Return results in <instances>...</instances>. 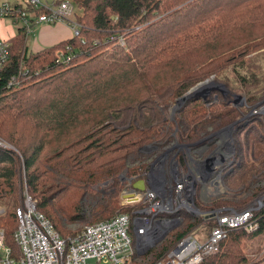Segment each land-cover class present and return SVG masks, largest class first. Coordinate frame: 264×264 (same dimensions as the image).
I'll use <instances>...</instances> for the list:
<instances>
[{
    "label": "trees",
    "instance_id": "1",
    "mask_svg": "<svg viewBox=\"0 0 264 264\" xmlns=\"http://www.w3.org/2000/svg\"><path fill=\"white\" fill-rule=\"evenodd\" d=\"M71 1L82 11L76 18L79 35L34 53L28 51L27 35L19 29L10 39V59L0 69V137L16 149L0 148V198L9 199L0 227L16 256L20 247L14 238L18 226L14 206L23 189L20 179L24 181L20 164L38 210L68 238L77 230H67L64 221L71 224L83 218L84 199L97 184L113 180L105 203L94 208L92 223L120 211L134 214L142 207L122 205L126 181L120 174L125 170L128 177H142L146 164L128 166L129 160L143 147L169 137L164 109L211 77L238 92L241 89H233L225 79L227 72L234 73L238 83H252L250 90L261 82L252 72L263 70L253 62L264 56V0ZM66 45L73 46L76 57L69 65L58 64L57 52ZM245 67L251 73L243 74ZM13 77L16 81L11 82ZM219 97L193 99L180 109L174 120L185 125L180 142L201 140L207 124L221 126L242 117V108ZM257 99V94L247 96L249 104ZM260 116L238 123L237 132L244 133L252 157L240 152V165L226 170L228 187L245 185L260 173L259 166L264 168ZM252 136L256 143L250 145ZM177 158L184 163L182 153ZM196 205L208 211L240 208L242 201L197 199ZM168 216L184 217L183 225L167 235L157 259L199 226L209 230L214 224L205 217L192 220L184 210ZM254 220L257 229L229 231L220 250L200 264H252L243 240L264 231V205L255 209Z\"/></svg>",
    "mask_w": 264,
    "mask_h": 264
},
{
    "label": "built area",
    "instance_id": "2",
    "mask_svg": "<svg viewBox=\"0 0 264 264\" xmlns=\"http://www.w3.org/2000/svg\"><path fill=\"white\" fill-rule=\"evenodd\" d=\"M74 10L71 0L59 3L45 0H0V19L8 18L21 23L19 29L24 30L26 35L31 34L36 25L57 23L68 24L74 36L79 35L81 25L77 19H71ZM119 41L125 43L123 38ZM10 56V40L0 37V69L9 61ZM74 57L76 51L73 46L66 45L65 49L57 52L56 63L69 65ZM14 81L15 77L11 82ZM193 144H175L169 148L166 145L151 144L146 148V159L137 163L146 164L141 178H147L149 185H146L145 190L137 192V201L122 199L125 205L141 203L142 207L134 214L119 212L110 219L87 223L68 238H64L51 220L38 210L37 200L26 190L21 204L15 209L18 226L14 238L20 253L17 256L13 254L11 247L6 244L5 230L0 227V264H88L89 260H94L96 264H131L142 258H147L145 263H149L152 259L149 255L162 244L174 223L184 220L182 216L168 215L183 210L191 214L203 213L200 217L212 219L214 224L209 230L204 225L199 226L149 264H200L206 257L220 250L221 242L229 231L238 228L249 231L257 229L254 211L264 205L263 197L244 208L222 207L207 211L197 207V199L204 202L197 195L199 191L207 193L214 186L218 189L217 185L222 181L226 188L229 187L224 182L222 169L212 165V170H208L205 159L194 163L197 171L191 173L193 153L198 151ZM176 146L179 150L171 153ZM222 147L220 144L218 148L220 155L225 151ZM161 149L165 151L161 152ZM179 152H185L188 170L177 159ZM122 179L126 181V186L121 196L132 189L133 182L140 178L125 175ZM201 228L204 230L199 231ZM132 229L134 235L130 234Z\"/></svg>",
    "mask_w": 264,
    "mask_h": 264
},
{
    "label": "rangeland",
    "instance_id": "3",
    "mask_svg": "<svg viewBox=\"0 0 264 264\" xmlns=\"http://www.w3.org/2000/svg\"><path fill=\"white\" fill-rule=\"evenodd\" d=\"M47 2L53 3L56 0H45ZM75 10L73 15L71 16L72 20H75L77 18V15L81 14L82 11L78 7L76 3H74ZM39 25H36L33 27V32L30 34H27V47L29 52H34V49L32 47V42L33 39L36 37V30L38 29ZM22 27L21 23H16L13 22L12 20L8 18H3L2 21L0 22V37L2 39H9L12 36H14L19 28ZM74 34V33H73ZM264 50V49H263ZM262 50V51H263ZM257 53V52H256ZM257 55V54H256ZM258 68L262 66L263 70L254 68L252 73L256 74V79L258 80L256 85L253 86V88L247 89L248 86H251L252 83H246L244 84L242 81L241 83H238L236 80V75L234 73H226L225 79L231 84L230 86L234 88H240L238 92L231 91L226 87L225 83H222L218 80L215 79V77H212L215 84L213 83L212 85L208 86V88L204 91H200L195 95V99H204L207 100L213 96V98L217 99L223 98L226 101H231L233 102L238 108H242L243 115L242 117L233 123H224L223 125L220 126L219 122L214 124H207L205 126V130L202 131V135H204L203 138H201V141L198 145L195 146V148L198 151H201L203 155V159L206 160V158H210L209 162L210 165L212 164L214 167L218 166L219 169H222V172L225 175L229 173V171L226 173L227 169H232L233 166H238L241 163V157H238L240 152L248 154L250 157H252V151H250V148L248 147L246 143V138L244 133L240 134L237 132V126L239 121H243L244 119H248L251 116H256L257 114L261 115L260 117L262 120H264V97L260 98L261 94H264V56H259L254 62H253ZM246 70V71H245ZM249 71L246 67L245 69L242 68V73ZM250 72V71H249ZM251 73V72H250ZM244 74V73H243ZM254 74H246V77L253 78ZM255 77V76H254ZM248 83V84H247ZM223 85V87L221 86ZM208 90V91H207ZM260 94H259V92ZM208 92V93H207ZM217 92L216 94H214ZM207 93V94H206ZM249 93L255 95H258V99L255 102H252L249 104V101H247V96H249ZM206 95V96H205ZM192 100V99H190ZM189 100V101H190ZM188 101V102H189ZM248 102V103H247ZM184 106V105H182ZM182 106H178L177 103H172L169 107L164 109V114L165 118L167 119V124L165 127L167 129L171 130V133L169 137L166 138H161L159 139V143L161 146H165L167 148L178 144L180 141V137H182V131L184 130V126L179 122H175V119H179V112ZM244 109V110H243ZM248 109V110H246ZM247 121L245 122V124ZM231 127V139L226 136V130L228 127ZM255 127V125H252ZM219 128V129H214ZM262 132H264V129H262ZM256 138L252 136L251 138V144L256 143L255 142ZM231 141V146H232V151H223L222 155H220L219 151V146L220 144L226 145V143ZM177 142V143H176ZM157 143V144H159ZM256 145V144H255ZM0 148L2 149H10V150H16L12 145L7 143L5 140H3L0 137ZM224 148V147H222ZM151 150V149H149ZM179 150V147L176 146L171 153H175L176 151ZM182 149H180L181 151ZM146 151V149L144 150ZM161 152H164L165 149H161ZM222 152V151H221ZM148 155V154H147ZM145 154H138L130 157L129 164H137L138 162L143 161L146 159ZM245 155V154H244ZM21 156V155H20ZM243 156V155H242ZM216 157L218 159H216ZM251 160V159H249ZM230 167V168H229ZM232 167V168H231ZM262 170V173H261ZM20 171L22 172V178L24 181L20 179V185L23 187L21 193L19 194V202L16 206H14V210L16 209L17 206H19L23 200V194L27 190V185H26V171L24 169L23 163L22 165L20 164ZM259 171L260 173L256 176H254L248 183L245 185H240V186H229V188H226L224 185L223 181L217 185L218 189L214 186L212 191L210 192H205L201 193L199 191L197 195L206 203H212L213 201L217 199H228V200H234L237 202L242 201V208L247 207L248 204L256 201L259 197H263L264 201V188L259 192V187L264 186V168H260L259 166ZM125 170L120 174V177L125 176ZM223 176V175H222ZM113 184V180H107L103 183L97 184L92 188V192L88 193L87 196L84 199V210H83V218L79 221H76L74 223L68 224L66 221H64V224L67 226V230L71 231H78L82 226H84L87 223H90L94 219V208L98 206L99 204L105 203V195L109 196V190L111 189ZM123 191V189H122ZM121 191V193H122ZM5 194V193H4ZM196 195V196H197ZM250 198V200H248ZM248 200V201H247ZM9 199L4 196V198H0V215L6 212L9 208ZM122 205H125L122 203ZM127 205V204H126ZM120 212H125V211H120ZM203 213L199 214H191L190 212H186V216L189 218L195 219L200 216H202ZM183 225V221L181 222H176L174 225L170 228L169 233L171 234L174 230L177 228H180ZM204 229L201 228L199 231H203ZM249 231V230H248ZM251 232V231H249ZM131 235H134L133 229L130 231ZM167 238V237H166ZM164 239L162 244L160 246H156L157 248L153 250L152 255H149V258L151 257L152 259L150 260L149 263L153 262L155 259L158 257V253H160L161 248L163 247L164 243L167 241V239ZM161 243V242H160ZM243 247L245 249V252L247 254L248 259L252 264H262L264 262V231L261 234L255 235V236H250V237H245L243 240ZM157 251V252H156ZM159 251V252H158ZM147 258H142L138 259V261H141L142 263H145ZM88 264H96L94 260H89Z\"/></svg>",
    "mask_w": 264,
    "mask_h": 264
},
{
    "label": "crops",
    "instance_id": "4",
    "mask_svg": "<svg viewBox=\"0 0 264 264\" xmlns=\"http://www.w3.org/2000/svg\"><path fill=\"white\" fill-rule=\"evenodd\" d=\"M1 21H2V19H0V22ZM14 36H12V37H14ZM73 36H74L73 30L66 23H57V24H54V25L40 24V26L36 30V37L33 39V42H32V47L34 49V53L39 52V51H41L44 48L51 47V46H54L56 44H59L62 41H65V40H68L70 38H73ZM11 38H9V40ZM200 141L201 140L195 142V144H193L194 147H195V145H198L200 143ZM157 143H159V142H157ZM147 152L148 151H143L142 154H145V156H146ZM181 153H182L183 158H184V163H182L180 161L179 162L181 163L182 167L185 168V170H188V166H187L188 158H186V155L183 152H181ZM193 154H194L193 155L194 159L190 163V165H191V167H190L191 173L192 172L195 173L197 171L196 168H194V166H193L194 163L203 161L202 153H200L199 151H194ZM148 185H149V182H147V186ZM121 200H122V197H121Z\"/></svg>",
    "mask_w": 264,
    "mask_h": 264
},
{
    "label": "water",
    "instance_id": "5",
    "mask_svg": "<svg viewBox=\"0 0 264 264\" xmlns=\"http://www.w3.org/2000/svg\"><path fill=\"white\" fill-rule=\"evenodd\" d=\"M213 83L215 84L216 82H214L212 77L210 79H207V80H204V81L198 83L197 85L192 87L185 95H183L182 97H180L176 101L177 105L180 107L182 105H185L190 99H192V100L195 99L194 97H195V95L197 93H199L200 91L206 90L208 88V86L212 85ZM221 86L223 87V85H221ZM150 146L151 145H147V146L143 147L141 149V151H143L144 149H146V148H148ZM209 160H210V158H206L205 161L207 162L208 170H212V164L210 165ZM128 166H130V164H128ZM147 182H148V180L147 179L145 180L144 178L138 179L135 182H133L132 189L127 190L126 193L122 194V196H121L122 199H125V200H127L129 202L137 201L138 200V198L136 196L137 192L145 190Z\"/></svg>",
    "mask_w": 264,
    "mask_h": 264
},
{
    "label": "flooded vegetation",
    "instance_id": "6",
    "mask_svg": "<svg viewBox=\"0 0 264 264\" xmlns=\"http://www.w3.org/2000/svg\"><path fill=\"white\" fill-rule=\"evenodd\" d=\"M238 130V129H237ZM226 136L228 137V138H230L231 139V127L229 126L228 128H227V130H226ZM179 144L180 145H182V144H184V143H182V142H180L179 141ZM186 144V143H185ZM223 147H224V149L226 150V151H232V146H231V141L230 142H228V143H226V145H223ZM179 153H181V152H179ZM185 153V152H184Z\"/></svg>",
    "mask_w": 264,
    "mask_h": 264
}]
</instances>
